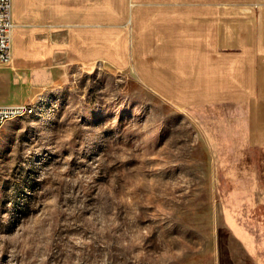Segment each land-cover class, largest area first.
Listing matches in <instances>:
<instances>
[{
  "label": "rangeland",
  "instance_id": "rangeland-1",
  "mask_svg": "<svg viewBox=\"0 0 264 264\" xmlns=\"http://www.w3.org/2000/svg\"><path fill=\"white\" fill-rule=\"evenodd\" d=\"M29 102L0 129V264H264V149L232 116L103 61Z\"/></svg>",
  "mask_w": 264,
  "mask_h": 264
},
{
  "label": "crops",
  "instance_id": "crops-1",
  "mask_svg": "<svg viewBox=\"0 0 264 264\" xmlns=\"http://www.w3.org/2000/svg\"><path fill=\"white\" fill-rule=\"evenodd\" d=\"M11 19L0 106L103 61L179 108L232 116L264 149V0H11Z\"/></svg>",
  "mask_w": 264,
  "mask_h": 264
},
{
  "label": "built area",
  "instance_id": "built-area-1",
  "mask_svg": "<svg viewBox=\"0 0 264 264\" xmlns=\"http://www.w3.org/2000/svg\"><path fill=\"white\" fill-rule=\"evenodd\" d=\"M11 29V0H0V65H6L11 62ZM31 103L23 102L0 106V129L9 120L19 117V110H27Z\"/></svg>",
  "mask_w": 264,
  "mask_h": 264
},
{
  "label": "bare ground",
  "instance_id": "bare-ground-1",
  "mask_svg": "<svg viewBox=\"0 0 264 264\" xmlns=\"http://www.w3.org/2000/svg\"><path fill=\"white\" fill-rule=\"evenodd\" d=\"M33 110H34V106H33V104L31 103L30 107L27 108V110H19V117H20V116H23V115L30 114V113L33 112Z\"/></svg>",
  "mask_w": 264,
  "mask_h": 264
}]
</instances>
